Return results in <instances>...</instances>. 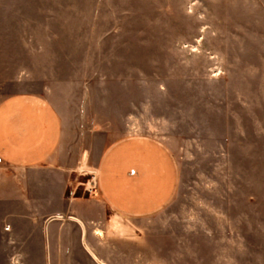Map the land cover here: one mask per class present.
Returning a JSON list of instances; mask_svg holds the SVG:
<instances>
[{
    "label": "rangeland",
    "instance_id": "rangeland-1",
    "mask_svg": "<svg viewBox=\"0 0 264 264\" xmlns=\"http://www.w3.org/2000/svg\"><path fill=\"white\" fill-rule=\"evenodd\" d=\"M15 91L56 106L87 230L117 225L95 193L99 151L147 133L180 167L163 213L207 221L174 256L264 264V0H0V97Z\"/></svg>",
    "mask_w": 264,
    "mask_h": 264
},
{
    "label": "crops",
    "instance_id": "crops-1",
    "mask_svg": "<svg viewBox=\"0 0 264 264\" xmlns=\"http://www.w3.org/2000/svg\"><path fill=\"white\" fill-rule=\"evenodd\" d=\"M62 131L60 114L43 93L0 97V259L7 256L8 264H204L174 256H183L193 237L203 233L193 224L207 221L163 213L180 178L168 144L127 132L99 151L95 193L117 224L109 236L101 225L87 230L86 222L94 219L80 210L79 201L66 198L64 176L71 163L59 151ZM66 222L70 230L63 232ZM196 242L206 252V245Z\"/></svg>",
    "mask_w": 264,
    "mask_h": 264
},
{
    "label": "built area",
    "instance_id": "built-area-1",
    "mask_svg": "<svg viewBox=\"0 0 264 264\" xmlns=\"http://www.w3.org/2000/svg\"><path fill=\"white\" fill-rule=\"evenodd\" d=\"M7 227H8V225H7V224H4L3 228H5V229H6Z\"/></svg>",
    "mask_w": 264,
    "mask_h": 264
},
{
    "label": "bare ground",
    "instance_id": "bare-ground-1",
    "mask_svg": "<svg viewBox=\"0 0 264 264\" xmlns=\"http://www.w3.org/2000/svg\"><path fill=\"white\" fill-rule=\"evenodd\" d=\"M97 233L99 234L100 232L99 231H97ZM101 234V233H100Z\"/></svg>",
    "mask_w": 264,
    "mask_h": 264
}]
</instances>
